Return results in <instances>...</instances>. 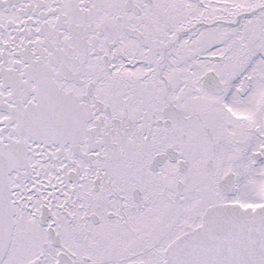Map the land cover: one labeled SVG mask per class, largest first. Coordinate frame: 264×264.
Returning a JSON list of instances; mask_svg holds the SVG:
<instances>
[{"label":"snow or ice","instance_id":"6c2138e0","mask_svg":"<svg viewBox=\"0 0 264 264\" xmlns=\"http://www.w3.org/2000/svg\"><path fill=\"white\" fill-rule=\"evenodd\" d=\"M0 264H264V0H0Z\"/></svg>","mask_w":264,"mask_h":264}]
</instances>
